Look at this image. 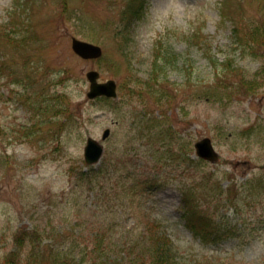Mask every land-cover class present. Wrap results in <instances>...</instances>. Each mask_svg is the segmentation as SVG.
Here are the masks:
<instances>
[{"label":"rangeland","instance_id":"obj_1","mask_svg":"<svg viewBox=\"0 0 264 264\" xmlns=\"http://www.w3.org/2000/svg\"><path fill=\"white\" fill-rule=\"evenodd\" d=\"M126 1L0 0V264L30 229L75 263H95L88 252L80 260V236L92 232L82 210L92 190L81 176L86 139L101 142L105 129L95 167L110 178L91 184L105 192L110 218H134L137 234L139 211L151 206L182 251L200 254L183 226L186 198L196 219L238 235L215 247L230 251L222 264H264V0H147L124 35ZM199 29L201 45L189 39ZM78 32L102 47L101 59L73 54ZM159 41L180 61L155 82L149 63ZM90 70L117 83L116 99L87 98ZM203 137L218 162L195 156Z\"/></svg>","mask_w":264,"mask_h":264},{"label":"trees","instance_id":"obj_2","mask_svg":"<svg viewBox=\"0 0 264 264\" xmlns=\"http://www.w3.org/2000/svg\"><path fill=\"white\" fill-rule=\"evenodd\" d=\"M144 3L145 1L141 6L139 4L129 5L124 18L128 19L129 16L131 20L140 19L144 15ZM161 56L162 62L154 63L152 74L166 71L169 68L173 69L178 62L177 56L166 47ZM44 110L47 111V108L45 107ZM91 175L92 178L99 175H102L103 179L110 178L109 170L101 167L92 171ZM91 189L93 190V187ZM94 195H92L91 206L87 213L84 209L88 207L85 204L83 206L84 215L90 217V221L86 223H90L92 232L89 235L80 236L86 244L79 250L81 251L80 260L87 252L96 258L94 264H222L228 258L227 255L219 256L217 251H202L203 254L191 252L184 257L179 246L168 237L165 228L160 223L147 219L136 234L134 229L138 221L133 220L131 224L122 223L121 220L115 221V218L109 217L113 209L103 206L107 204L105 196L101 197L106 195L105 192L99 194V197ZM109 205L114 208V205ZM185 212L186 228L191 232L195 242L203 248H209L210 245H221L232 236L212 220L196 219L195 213L189 208ZM113 213L121 215L122 212L114 209ZM42 234L35 229L18 233L13 241L12 249L4 257L3 264L82 263V261L75 263V260L70 258L59 243L45 247L43 244L45 238ZM73 245L76 248V245Z\"/></svg>","mask_w":264,"mask_h":264},{"label":"water","instance_id":"obj_3","mask_svg":"<svg viewBox=\"0 0 264 264\" xmlns=\"http://www.w3.org/2000/svg\"><path fill=\"white\" fill-rule=\"evenodd\" d=\"M72 48L75 53L84 59L98 58L101 56V50L99 47L93 46L88 43L80 42L75 39L72 41ZM87 77L91 83L90 92L88 93L89 98H95L97 96L115 97L116 96V85L113 81H108L105 84H97L96 79L98 74L90 72ZM108 131H105L103 138H106ZM195 148L199 157L209 160L216 161L217 155L213 151L210 140L205 138L195 144ZM102 154V147L95 141L88 139L87 147L85 148V159L89 164L96 163Z\"/></svg>","mask_w":264,"mask_h":264}]
</instances>
